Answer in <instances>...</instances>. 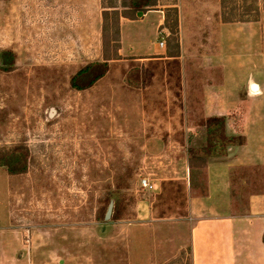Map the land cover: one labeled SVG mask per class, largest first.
Returning <instances> with one entry per match:
<instances>
[{
	"label": "rangeland",
	"instance_id": "1",
	"mask_svg": "<svg viewBox=\"0 0 264 264\" xmlns=\"http://www.w3.org/2000/svg\"><path fill=\"white\" fill-rule=\"evenodd\" d=\"M172 4L179 56L167 59L156 23ZM255 5L256 22L223 23L220 0H158L121 29L120 18L119 59L76 91L71 78L102 62L101 1L0 0V151L27 155L24 173L0 165V264H192L183 230L154 215H195L191 197L223 177L234 205L264 193ZM109 199L117 219L98 214Z\"/></svg>",
	"mask_w": 264,
	"mask_h": 264
},
{
	"label": "crops",
	"instance_id": "2",
	"mask_svg": "<svg viewBox=\"0 0 264 264\" xmlns=\"http://www.w3.org/2000/svg\"><path fill=\"white\" fill-rule=\"evenodd\" d=\"M142 18L125 19L120 29L123 24ZM162 23L163 17L157 20V29ZM120 44L122 49L121 30ZM154 54L155 51L150 55L130 56L148 60ZM220 180L205 195L191 197L189 211L195 215H154V221L163 223L172 236L176 230H183V241L190 248L192 264H264V193L249 195L240 207L238 203L233 204L234 195L227 177Z\"/></svg>",
	"mask_w": 264,
	"mask_h": 264
},
{
	"label": "trees",
	"instance_id": "3",
	"mask_svg": "<svg viewBox=\"0 0 264 264\" xmlns=\"http://www.w3.org/2000/svg\"><path fill=\"white\" fill-rule=\"evenodd\" d=\"M101 1V43L102 62L90 63L80 69L70 80V87L76 91H83L93 86L100 80L108 70L107 62L119 59V20L120 18L136 20L139 13L145 14L158 6V0H100ZM248 0H220L221 21L223 23L233 22H256L259 17V9L256 0H251L249 6L245 4ZM239 3L236 6V3ZM231 8L226 11L229 4ZM230 4V5H231ZM120 8V10H119ZM160 30H166L167 41L166 57L175 58L179 56L178 44V15L174 4L164 10L163 23ZM164 38V36H163ZM214 122L223 124L222 118L212 119ZM241 144V143H240ZM27 155L16 153L12 150L0 151V165L5 167L9 175L24 173L26 170ZM109 204H112L111 218L117 219V201L106 200L99 209L98 214H106ZM264 243V234L262 237ZM173 264V263H170Z\"/></svg>",
	"mask_w": 264,
	"mask_h": 264
},
{
	"label": "water",
	"instance_id": "4",
	"mask_svg": "<svg viewBox=\"0 0 264 264\" xmlns=\"http://www.w3.org/2000/svg\"><path fill=\"white\" fill-rule=\"evenodd\" d=\"M141 15H142L141 13L138 14V16H141ZM249 90H250L251 92H255V91H257V85H255V84H251V85L249 86ZM111 213H112V204H109L108 209H107L106 214H105V220H107V219L110 218Z\"/></svg>",
	"mask_w": 264,
	"mask_h": 264
},
{
	"label": "built area",
	"instance_id": "5",
	"mask_svg": "<svg viewBox=\"0 0 264 264\" xmlns=\"http://www.w3.org/2000/svg\"><path fill=\"white\" fill-rule=\"evenodd\" d=\"M160 41H159V43H158V46L160 47V48H163L164 47V40H163V36H160ZM141 186L142 187H147L148 186V184L146 183V180H142L141 181Z\"/></svg>",
	"mask_w": 264,
	"mask_h": 264
}]
</instances>
